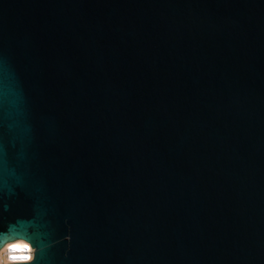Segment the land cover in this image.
Here are the masks:
<instances>
[{
    "label": "water",
    "instance_id": "water-1",
    "mask_svg": "<svg viewBox=\"0 0 264 264\" xmlns=\"http://www.w3.org/2000/svg\"><path fill=\"white\" fill-rule=\"evenodd\" d=\"M17 239L30 264H264V0H0Z\"/></svg>",
    "mask_w": 264,
    "mask_h": 264
},
{
    "label": "clouds",
    "instance_id": "clouds-1",
    "mask_svg": "<svg viewBox=\"0 0 264 264\" xmlns=\"http://www.w3.org/2000/svg\"><path fill=\"white\" fill-rule=\"evenodd\" d=\"M4 253H8L7 259ZM36 248L25 239H17L0 248V264H30L35 259Z\"/></svg>",
    "mask_w": 264,
    "mask_h": 264
},
{
    "label": "bare ground",
    "instance_id": "bare-ground-1",
    "mask_svg": "<svg viewBox=\"0 0 264 264\" xmlns=\"http://www.w3.org/2000/svg\"><path fill=\"white\" fill-rule=\"evenodd\" d=\"M13 242V241H12ZM8 243H10V242H8ZM9 254L8 253H4V257H5V259H7V256H8ZM9 263H11V262H9Z\"/></svg>",
    "mask_w": 264,
    "mask_h": 264
}]
</instances>
